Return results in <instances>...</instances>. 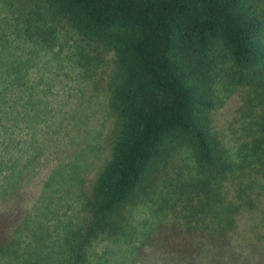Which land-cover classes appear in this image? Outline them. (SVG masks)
Returning a JSON list of instances; mask_svg holds the SVG:
<instances>
[{"label": "rangeland", "instance_id": "rangeland-1", "mask_svg": "<svg viewBox=\"0 0 264 264\" xmlns=\"http://www.w3.org/2000/svg\"><path fill=\"white\" fill-rule=\"evenodd\" d=\"M258 11L264 20V0ZM117 76L114 52L49 0H0V213L12 243L0 264H77L81 249L91 264H264V180L253 171L264 65L241 75L229 57L214 68L210 128L231 165L217 176V206L240 207L232 229L221 234L219 220L205 214L207 172L181 143L120 211L116 231L83 239L93 184L111 157ZM247 171L252 207L237 193ZM211 223L217 246L197 233L208 235L203 224Z\"/></svg>", "mask_w": 264, "mask_h": 264}, {"label": "trees", "instance_id": "trees-1", "mask_svg": "<svg viewBox=\"0 0 264 264\" xmlns=\"http://www.w3.org/2000/svg\"><path fill=\"white\" fill-rule=\"evenodd\" d=\"M49 1L79 31L113 51L118 70L109 95V107L117 119L111 157L93 184L91 219L83 239L92 241L116 231L120 211L181 143L193 149L207 172L205 214L210 212L219 220L221 234L232 229V215L240 207L217 206L222 202L217 176L231 165L210 128L215 105L213 73L223 57H229L241 75H255L264 65L259 0ZM262 132L256 139L258 161L253 171L264 180V127ZM251 175L250 171L239 175L242 207L254 205ZM6 219L0 213V252L12 244L5 232ZM212 223L203 224L204 231H212ZM197 233L211 245L220 243L213 231ZM188 244L193 246L191 241ZM77 264H91L84 249L78 252Z\"/></svg>", "mask_w": 264, "mask_h": 264}]
</instances>
